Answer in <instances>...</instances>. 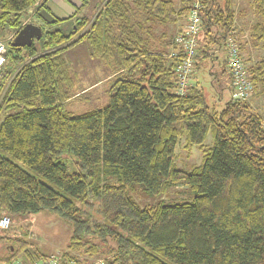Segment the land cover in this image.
Here are the masks:
<instances>
[{
	"label": "trees",
	"instance_id": "trees-1",
	"mask_svg": "<svg viewBox=\"0 0 264 264\" xmlns=\"http://www.w3.org/2000/svg\"><path fill=\"white\" fill-rule=\"evenodd\" d=\"M37 1L0 0V38H8L0 73V213L46 210L67 221L61 264H87L86 256L103 264H264L261 118L230 98L211 108L195 86L176 93L181 51L168 55L173 40L160 49L150 24L177 22L192 0H180L179 10L173 0H98L92 17L67 18H74L72 31L44 22L30 46H10ZM202 1L196 68L214 57L209 44L222 45L233 30L230 0ZM253 7L261 22L251 27V43L263 53L250 81L264 91V0ZM83 41L109 60L113 75L103 107L73 114L64 51ZM209 132L211 147L204 143ZM179 138L202 153L191 170L175 165ZM135 183L154 196L181 183L194 199L141 207L130 193ZM0 245V264L47 256L30 254L21 237L0 234Z\"/></svg>",
	"mask_w": 264,
	"mask_h": 264
},
{
	"label": "rangeland",
	"instance_id": "rangeland-1",
	"mask_svg": "<svg viewBox=\"0 0 264 264\" xmlns=\"http://www.w3.org/2000/svg\"><path fill=\"white\" fill-rule=\"evenodd\" d=\"M86 1L87 3L78 14V17L85 16L90 18L93 16L98 0ZM40 3L42 5L43 0H38L35 6L26 11L24 17L25 21L35 23L33 15L39 10L37 7ZM73 24L74 19H67L51 25L50 29L62 28L64 33H68L70 30H73ZM155 31L159 32V27H156ZM11 35L12 33H9L6 34L5 37L10 38ZM234 36L237 37L235 31ZM5 39L7 40L8 38ZM170 50L171 49H169V51L167 50V52H171ZM208 51V53H211L210 55L214 57L211 59L206 58L202 66L199 64V68H196V65H194L192 71L193 75L191 74L192 82L193 84L197 83L199 85V89L202 90L205 96L206 104L211 108L220 110L229 99L230 89L221 87L219 83L210 80L209 71L213 66H210V64H212L214 60L217 69H221V56L222 53H224L223 44L218 45L215 42L209 44ZM262 53L261 47H257L255 51L251 52H241L240 50L241 58L246 69V77L249 81L251 77L250 68L257 62ZM93 54L92 47L87 41L76 43L64 51V57L67 60L72 80L71 93H73L66 102V108L73 114H80L92 109L101 108L108 102V82L106 78L101 80V77L111 73L113 71V66L110 64L109 60ZM87 86H89L88 90L86 89V91L84 90L81 94L76 95L79 89ZM242 102L246 104L251 112L259 115L264 129V91L259 82H256L254 85L252 84L250 95ZM183 142L184 139L179 138L175 149V165L179 169L191 170L201 162L202 153L196 145L186 149ZM204 143L207 147L212 146V136L210 132L207 134ZM110 181L116 182L114 178H111ZM130 193L132 198L141 207L159 203L174 204L183 201H192L194 199V193L191 192L186 185L181 183L171 185L160 196L147 194L142 184L135 183ZM70 234V224L46 210H41L35 214L11 217L8 229L4 230L2 233V235H7L12 238L21 237L26 240L29 243L28 251L32 255H36L37 253H53L58 256L62 253L60 251L65 250ZM85 258H87L89 262L100 259L89 258L87 256Z\"/></svg>",
	"mask_w": 264,
	"mask_h": 264
},
{
	"label": "built area",
	"instance_id": "built-area-1",
	"mask_svg": "<svg viewBox=\"0 0 264 264\" xmlns=\"http://www.w3.org/2000/svg\"><path fill=\"white\" fill-rule=\"evenodd\" d=\"M41 3L38 5V7ZM202 0H192L191 8L187 17L186 24L173 38L172 51L168 54L171 57L177 56L178 50L181 51L180 61L176 66V81L174 91L178 94H185L189 87L190 76L193 71L195 61L200 53L198 51L197 37L201 31L202 19L201 9ZM27 22V21H25ZM6 42L5 38H0V73L2 65L6 61ZM223 50L225 56V66L230 75V99L233 101H243L248 98L252 91V84L246 77V69L241 58L239 43L234 36V30L229 31L223 40ZM11 218L6 212L0 213V234L8 229ZM103 259H98L87 264H103ZM12 264H22L20 261ZM30 264H61L57 254H49L41 259L35 260ZM67 264H79L73 260Z\"/></svg>",
	"mask_w": 264,
	"mask_h": 264
},
{
	"label": "crops",
	"instance_id": "crops-1",
	"mask_svg": "<svg viewBox=\"0 0 264 264\" xmlns=\"http://www.w3.org/2000/svg\"><path fill=\"white\" fill-rule=\"evenodd\" d=\"M73 1H74L73 4H75V10H74L73 14H75V17H78V14L82 11V9L86 5L87 1L86 0H73ZM173 1H174L175 10H179L182 7L181 1L180 0H173ZM215 1L221 2V0H215ZM82 2H85V5L83 7H82ZM230 7L232 10V14H233V23H232L233 25L232 26H233V30L235 31L237 38L239 40L241 52L242 51H248V52L255 51V49L257 47H260V46L255 47L251 43L250 30L254 24L261 22V18L259 19V16L257 15V13L254 10L253 0H230ZM72 15H70V16H72ZM187 17H188V15L179 19L175 23H171V24L164 25V26L158 24L155 21L150 22V24L152 25L153 34L157 38L156 43H159V45L161 44L159 46L160 49H161V47H164L163 43H165V42L168 43L170 40L171 41L173 40V38L179 32V30H181V28L186 24ZM33 18L35 19V24H40L42 27H45L44 22H42V20L40 18H38V16L36 14L33 15ZM72 19H74V18H72ZM64 20H57V21L61 22ZM52 24H55V23H52ZM156 27H159V32L155 31ZM60 29H62V28H60ZM205 41L206 40L204 37L200 38L199 39L200 46H202V44L205 43ZM164 49H167L168 51H169V49H171L170 51H172L173 50L172 44H171V46L169 45V47H167V48L164 47ZM169 53L170 52H168V54ZM242 55H243V53H242ZM221 61H222L221 69H217V65L214 64L215 60L213 61L212 64H210V66H212V65L213 66H212V69L209 71V75H210L209 78H210V80H213V82L219 83L221 85V87H225V88L227 87L228 89H230V80L228 79V75H226V74L222 75L221 74V70L226 69L223 53L221 56ZM111 75H113L112 72L108 73V75L105 74L103 77H101V80H103L105 78H106V80H108L109 77H111ZM190 85L195 86L196 88L199 89V85L197 83L193 84L192 76H191V80H190ZM88 88H89V86L84 87L82 89H79L77 91L76 95L81 94L82 92H84V90L86 91V89L88 90ZM228 98H230V94H229ZM60 252H63V251H60ZM49 254H53V253H49ZM49 254H47V255H49Z\"/></svg>",
	"mask_w": 264,
	"mask_h": 264
},
{
	"label": "water",
	"instance_id": "water-1",
	"mask_svg": "<svg viewBox=\"0 0 264 264\" xmlns=\"http://www.w3.org/2000/svg\"><path fill=\"white\" fill-rule=\"evenodd\" d=\"M73 2V0H44L42 7L37 11V16L47 24H52L57 20H64L73 14L75 10ZM41 27L40 24L27 22L11 37L10 46H30L33 39L41 37Z\"/></svg>",
	"mask_w": 264,
	"mask_h": 264
}]
</instances>
